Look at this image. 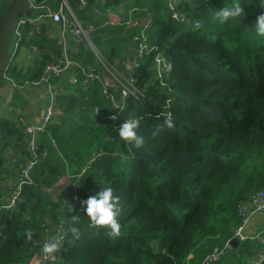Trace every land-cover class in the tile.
Returning <instances> with one entry per match:
<instances>
[{"label":"trees","instance_id":"obj_1","mask_svg":"<svg viewBox=\"0 0 264 264\" xmlns=\"http://www.w3.org/2000/svg\"><path fill=\"white\" fill-rule=\"evenodd\" d=\"M38 2L57 9L61 0ZM9 3L0 0V15ZM237 3L244 14L220 23L216 12ZM121 4L151 15L157 50L128 67L127 35L136 30L105 27L95 36L117 76L114 95L122 108L112 107L99 83L63 95L61 115L40 140L46 157L34 184L24 186L15 211L0 214V264H27L34 245L50 237L51 218L63 228L60 264H202L232 240L238 206L264 191V36L254 27L264 12L260 0H179V11L199 21L198 29L178 22L166 0H110L114 8ZM26 46L39 48L42 59L27 72L11 62L6 72L23 88L44 78L62 51L45 32ZM81 54L102 68L90 48ZM157 55L167 62L161 78ZM130 78L139 94L123 100ZM169 117L172 128L165 126ZM128 119H139V148L118 136ZM8 147L27 153L24 127L0 120V175ZM66 176L72 185L51 198L46 190ZM105 187L120 200L119 236L92 226L83 212L81 202ZM238 250L230 264H247L264 244L248 240Z\"/></svg>","mask_w":264,"mask_h":264},{"label":"built area","instance_id":"obj_2","mask_svg":"<svg viewBox=\"0 0 264 264\" xmlns=\"http://www.w3.org/2000/svg\"><path fill=\"white\" fill-rule=\"evenodd\" d=\"M28 1L33 14L21 17L16 25L15 51L13 53L11 52L13 54V59L22 41L34 37L35 34L41 35L44 32L43 26L48 24L58 25L61 31V40L59 44L56 43L59 47L63 46L64 57H60L57 62L48 65L45 73L46 75L51 72L48 79L42 78L40 81L33 82L31 86L40 87L44 85L47 86L48 89L54 88L56 85H60L61 87L59 89V95L51 94L52 100L46 105L43 116L39 119V122L24 126L26 149L28 150L27 154L22 151H14L13 149L7 152L13 161H17L20 164L19 176L10 186L6 200L0 204V214L4 211H15L22 202V191L24 186L34 184V172L41 160L46 157L45 153L41 152L40 149V138L62 113L61 98L63 95H67V88L63 84V78L66 73H70L69 83L75 88L83 87L87 89L94 83L101 84L103 87V94L107 101L111 103L112 107L116 109L122 108L114 95V80H108L103 76L105 70L110 72L111 69L109 68L110 70H108L107 67H104L98 70L95 65L88 64L86 59L81 56V47L86 46L90 48L94 54H96L95 52L97 51L101 59L98 58L96 54L97 58L101 62L106 61L94 42L95 36L105 27H122L125 28L126 32L136 30L135 34L129 36V48L131 45L134 51L132 52V58L128 57V60L135 66L138 65V60L148 57L157 50V45L152 43L149 38V31L153 26V18L150 14H147L146 9H126L124 6H119L114 10V7L110 5V0H95L93 3H90L89 0H80V6L85 10L86 16V18L83 19L79 18L75 13V9L70 3L71 0H61L57 9L56 7L53 8L52 5L41 4L38 0ZM166 1H169L168 5L173 12L174 18L178 22L184 25H191L195 29L201 27L199 21L193 20L179 11V0ZM138 11H142L146 13V15L141 19L134 18V14ZM26 27H29V31L26 33L27 35L24 34ZM68 43L72 45L71 53L67 48ZM155 62L159 68V71H157L158 76L161 78L162 73H164L163 70L167 69V62L162 58V55H157ZM101 66L103 67V65ZM6 72L4 76H6ZM6 78L12 87H17V83L14 80L7 76ZM114 78L115 82H117L116 75ZM122 86L123 100L130 95L135 97L138 96L139 92L135 88L132 78L127 80V85ZM95 114H98L97 110ZM108 118L114 119V116ZM248 204H252L256 212H263L264 191L256 193L238 206L237 215L239 222L233 227L234 235L232 240L228 241L222 247L213 248L205 257L202 264L220 263L225 256L232 251L235 245L234 243L236 242L242 244L248 240H253L264 244L261 236L255 238L246 236L245 230L251 217V213H249L246 208ZM55 228L61 235V237L57 239L59 241L58 249L51 254L43 251L45 244L52 239L47 237L34 245L31 259L27 264H60V255L63 248V228L61 226H55ZM263 261L264 251L260 253L257 262L254 264H260Z\"/></svg>","mask_w":264,"mask_h":264},{"label":"crops","instance_id":"obj_3","mask_svg":"<svg viewBox=\"0 0 264 264\" xmlns=\"http://www.w3.org/2000/svg\"><path fill=\"white\" fill-rule=\"evenodd\" d=\"M120 6L125 7L124 4H121ZM115 9L116 8H114V10ZM74 11L76 13V10ZM83 19H85V17H83ZM42 28L47 38L59 44L61 40V31L58 25L48 24L46 26H43ZM29 40L30 38H27L20 43V48L17 51V58L14 57L15 59L11 61L16 63L20 69H23L26 72L35 68L36 63L42 59V52L39 48H31L26 46V43ZM61 48L62 52L60 56L54 57L55 62H57L60 57H64L63 46ZM67 48L70 50L71 53L72 45L70 43H68ZM128 55L129 57L133 56V53H128ZM69 81L70 73H66L63 78V84L67 88V95H72L76 93V88L71 86ZM60 87V85H56V87L54 86V88L48 89L47 86L44 85L40 87H34L31 86V84H26L24 88L20 87L18 83L17 87H12L9 84L6 85L3 89H0V120L10 121L15 128L38 123L39 119L43 116L46 105L52 100L51 94L53 93L54 95H59ZM18 90H20L19 94ZM16 95H19V98H16ZM10 149L12 148L8 147L6 149L5 155L7 158V162L4 164L2 168V174L0 175V204L6 200L10 186L17 180L19 176L20 164L17 161H13V159L7 154ZM14 151L21 150L15 149ZM71 185L72 183L69 177L66 176L61 179L53 188L46 190V193L51 198L58 199L61 192L64 191L66 188L70 187ZM246 208L248 212L251 213L250 220L245 230L246 236L250 238L261 236L264 242V211L260 213L256 212L252 204H248ZM49 222L50 238H60L61 235L55 228L54 219H49ZM234 244L235 245L234 248H232V251H230V253H228V255H226L225 258L221 261L222 264H228L230 258L236 254L237 256H239L238 247H240L241 244H239L238 242ZM263 251L264 250H260L258 252V256ZM258 256L250 260L247 264L256 263L258 260Z\"/></svg>","mask_w":264,"mask_h":264},{"label":"clouds","instance_id":"obj_4","mask_svg":"<svg viewBox=\"0 0 264 264\" xmlns=\"http://www.w3.org/2000/svg\"><path fill=\"white\" fill-rule=\"evenodd\" d=\"M260 7L264 9V0H260ZM244 8L239 3L230 8H223L216 12L220 23H225L230 18L240 17L244 14ZM255 31L257 35L264 36V12H261L255 20ZM139 119L125 120L118 129V136L125 142L134 144L136 148L144 144L143 137L137 134ZM165 126L174 127L171 117L165 120ZM83 212L92 226L104 228L110 236L120 235V223L118 220L121 212L120 200L111 187H105L86 200L82 201ZM73 234L79 235V229L71 228ZM59 247V241L55 238L47 242L43 248L45 253H54Z\"/></svg>","mask_w":264,"mask_h":264},{"label":"water","instance_id":"obj_5","mask_svg":"<svg viewBox=\"0 0 264 264\" xmlns=\"http://www.w3.org/2000/svg\"><path fill=\"white\" fill-rule=\"evenodd\" d=\"M73 2L80 6V0ZM32 13L28 0H10L6 11L0 15V86L13 59L10 47L16 39V25L22 16H29ZM50 73L45 75V79L49 78ZM260 264H264V261Z\"/></svg>","mask_w":264,"mask_h":264},{"label":"rangeland","instance_id":"obj_6","mask_svg":"<svg viewBox=\"0 0 264 264\" xmlns=\"http://www.w3.org/2000/svg\"><path fill=\"white\" fill-rule=\"evenodd\" d=\"M57 1V0H56ZM128 37H129V35H127ZM129 41H130V38H129ZM128 49L127 48H125V52L127 51ZM10 51L13 53L14 51H15V42L11 45V47H10ZM134 50L132 49V47H131V45H130V48H129V50L127 51V53H132ZM18 53V52H17ZM17 53H16V55H15V57L17 56ZM96 54H97V56H98V58H100L101 59V57H100V55H99V53L96 51L95 52ZM96 54H94L95 55V57H96V60L98 61V63H95L96 65H98V64H101V65H103V67L102 68H104V67H107L108 68V70H110L109 69V67H108V65L106 64V61H100L98 58H97V56H96ZM128 57H129V55H128ZM128 57H127V66L128 67H131V63H130V61L128 60ZM17 58V57H16ZM130 58H132V56H130ZM15 59V58H14ZM13 59V60H14ZM111 72V73H110ZM110 72H108V71H104L103 73H104V77L106 78V79H108V80H114V85H115V87H116V82H115V78H114V72H112L111 70H110ZM7 76V75H6ZM6 76H4V78H3V80H2V83H1V86H0V89H3L6 85H8L9 83H8V81H7V78H6ZM8 77V76H7ZM10 85V84H9Z\"/></svg>","mask_w":264,"mask_h":264},{"label":"bare ground","instance_id":"obj_7","mask_svg":"<svg viewBox=\"0 0 264 264\" xmlns=\"http://www.w3.org/2000/svg\"><path fill=\"white\" fill-rule=\"evenodd\" d=\"M136 18V17H135ZM119 75V74H118ZM62 103V102H61Z\"/></svg>","mask_w":264,"mask_h":264},{"label":"flooded vegetation","instance_id":"obj_8","mask_svg":"<svg viewBox=\"0 0 264 264\" xmlns=\"http://www.w3.org/2000/svg\"><path fill=\"white\" fill-rule=\"evenodd\" d=\"M11 52V51H10Z\"/></svg>","mask_w":264,"mask_h":264}]
</instances>
